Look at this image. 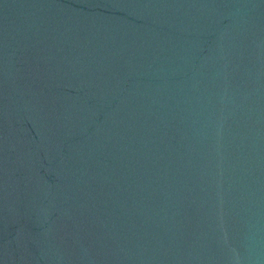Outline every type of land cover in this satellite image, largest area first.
I'll list each match as a JSON object with an SVG mask.
<instances>
[{
  "label": "water",
  "instance_id": "obj_1",
  "mask_svg": "<svg viewBox=\"0 0 264 264\" xmlns=\"http://www.w3.org/2000/svg\"><path fill=\"white\" fill-rule=\"evenodd\" d=\"M0 264H264V0H0Z\"/></svg>",
  "mask_w": 264,
  "mask_h": 264
}]
</instances>
